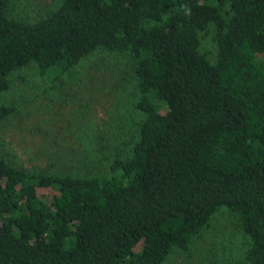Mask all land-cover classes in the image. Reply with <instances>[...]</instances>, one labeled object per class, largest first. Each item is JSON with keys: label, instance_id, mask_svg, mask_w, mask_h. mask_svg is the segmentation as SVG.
<instances>
[{"label": "trees", "instance_id": "trees-1", "mask_svg": "<svg viewBox=\"0 0 264 264\" xmlns=\"http://www.w3.org/2000/svg\"><path fill=\"white\" fill-rule=\"evenodd\" d=\"M12 2L0 0V95L28 65L55 82L116 53L143 119L130 154L116 148L100 175L0 155V264H164L192 256L220 207L247 247L210 264H264V0H60L34 22ZM208 27L212 61L200 51ZM14 110L0 103V122ZM41 187L56 189L50 201Z\"/></svg>", "mask_w": 264, "mask_h": 264}, {"label": "rangeland", "instance_id": "rangeland-1", "mask_svg": "<svg viewBox=\"0 0 264 264\" xmlns=\"http://www.w3.org/2000/svg\"><path fill=\"white\" fill-rule=\"evenodd\" d=\"M59 1L13 0L11 15L34 22ZM211 30L201 33L200 51L212 61ZM10 80L0 103L15 110L0 122V155L13 165L44 173L100 175L108 171V158L116 148L130 154L143 115L134 107L135 81L126 56L95 52L61 81L48 82L35 65L13 73ZM36 192L50 201L56 189ZM246 247L237 216L220 207L210 226L193 239L192 256L174 252L164 264L233 262L243 257Z\"/></svg>", "mask_w": 264, "mask_h": 264}]
</instances>
